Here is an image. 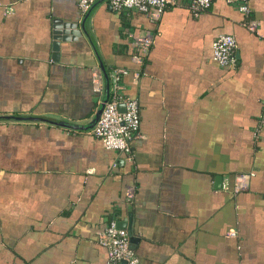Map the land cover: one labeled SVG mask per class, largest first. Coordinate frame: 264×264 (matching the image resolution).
I'll list each match as a JSON object with an SVG mask.
<instances>
[{"label":"crops","instance_id":"obj_1","mask_svg":"<svg viewBox=\"0 0 264 264\" xmlns=\"http://www.w3.org/2000/svg\"><path fill=\"white\" fill-rule=\"evenodd\" d=\"M173 1L151 20L109 0L85 11L77 0H0V264H107L96 236L110 219L130 229L137 264H264V0H249L246 17L238 0L199 11ZM58 20L80 33L53 56ZM219 33L234 37L232 64L211 59ZM100 63L108 84L125 68L122 92L137 101L131 157L92 126L57 123L89 125ZM244 171L246 189L232 192Z\"/></svg>","mask_w":264,"mask_h":264},{"label":"built area","instance_id":"obj_2","mask_svg":"<svg viewBox=\"0 0 264 264\" xmlns=\"http://www.w3.org/2000/svg\"><path fill=\"white\" fill-rule=\"evenodd\" d=\"M94 0H77V6L81 11L88 9ZM211 0H190L188 8L199 11L208 7ZM173 0H109L110 7L114 10L132 9L145 13L151 20L157 19L167 4ZM239 11L246 17L249 14V0H238ZM242 24L249 30H254L256 20L243 19ZM150 34L136 38L139 53L135 56L137 62H142L144 53L150 44ZM235 40L229 33L217 34L211 42V59L220 65H229L234 61L233 48ZM123 67H113L111 79L108 84V96L103 102L99 116L91 127V133L98 137L106 148L124 152L131 157L129 140L137 133L138 129V105L135 98L124 94L120 83V76L125 73ZM134 75H137L135 72ZM101 70L98 68L93 74V89L100 91L102 88ZM100 101V100H99ZM123 104V109L118 104ZM264 126V109L257 121L256 129ZM253 175L252 171L236 173L233 176L231 186L232 192L244 190L247 181ZM127 197L132 196V189H126ZM232 233V232H231ZM96 241L105 247L107 253V264H137L138 258L130 247L128 235L124 227L116 225L114 219H110L97 233Z\"/></svg>","mask_w":264,"mask_h":264},{"label":"water","instance_id":"obj_3","mask_svg":"<svg viewBox=\"0 0 264 264\" xmlns=\"http://www.w3.org/2000/svg\"><path fill=\"white\" fill-rule=\"evenodd\" d=\"M82 28V25L80 26ZM83 31V29H82ZM84 32V31H83ZM80 33V30L77 28L76 23L73 21H54L53 23V30H52V41H51V55L55 56L57 54L58 50V45L60 40H69V39H75L76 36H78ZM100 70L103 74L105 85L103 89V95L96 107V109L93 112L92 118L90 120L89 125H76L72 123H63V122H57L59 124H63L66 126H71V127H80V128H86L92 126L96 119L99 116L100 110L103 106V102L106 100L108 96V77H107V72L105 71L104 66L102 63H100ZM119 109H123V104L119 103L118 104ZM3 117H10L13 116L15 118H28V119H39L40 117L32 116V115H22V116H14V115H2ZM116 225L119 227H124L125 221L124 220H117ZM128 234H131L130 229H128ZM131 238V236H130ZM125 261L121 260L119 264H124Z\"/></svg>","mask_w":264,"mask_h":264}]
</instances>
